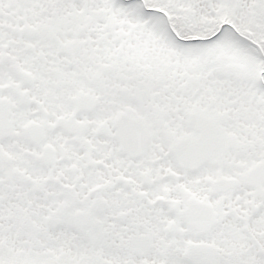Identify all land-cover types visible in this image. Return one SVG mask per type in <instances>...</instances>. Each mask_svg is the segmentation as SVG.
Returning <instances> with one entry per match:
<instances>
[{"label":"snow or ice","instance_id":"6c2138e0","mask_svg":"<svg viewBox=\"0 0 264 264\" xmlns=\"http://www.w3.org/2000/svg\"><path fill=\"white\" fill-rule=\"evenodd\" d=\"M0 264H264V0H0Z\"/></svg>","mask_w":264,"mask_h":264}]
</instances>
